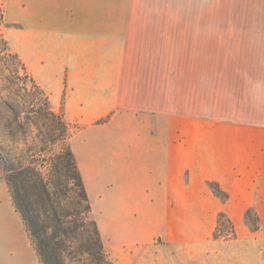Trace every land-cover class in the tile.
Returning <instances> with one entry per match:
<instances>
[{
    "label": "crops",
    "instance_id": "1",
    "mask_svg": "<svg viewBox=\"0 0 264 264\" xmlns=\"http://www.w3.org/2000/svg\"><path fill=\"white\" fill-rule=\"evenodd\" d=\"M183 4L194 6L190 19L162 11ZM16 5V25L28 31L22 44L31 48V63L17 53L29 63L52 110L78 126L69 146L89 198L90 180L96 188L112 187L115 228H140L124 214L147 211L157 201L165 213L195 212L185 197L199 196L200 182L213 181L228 195L213 212L229 215L234 241L246 246L243 214L250 207L264 211V0H16ZM227 6H239L238 32L216 28V21L227 19L222 16ZM188 20L190 74H180L172 126L167 79L154 76L159 66L151 54L189 33ZM160 225L158 241L118 237L111 262L230 264L232 252L220 254L230 245L211 239L215 224L201 228L193 219ZM244 248L241 257L247 255ZM0 264H41L1 174Z\"/></svg>",
    "mask_w": 264,
    "mask_h": 264
},
{
    "label": "rangeland",
    "instance_id": "2",
    "mask_svg": "<svg viewBox=\"0 0 264 264\" xmlns=\"http://www.w3.org/2000/svg\"><path fill=\"white\" fill-rule=\"evenodd\" d=\"M16 7V0H7L5 3L4 0H0V174L4 178L8 176L16 178L19 175L18 186L21 195L35 211L40 214L45 210L50 214L52 210L57 212L62 224L54 217H43L41 222L50 234L48 244L54 252L52 258L59 257L63 264H106L99 263L96 257L89 255V251L94 252V247L89 242L90 226L87 224L89 220L96 223L103 251L110 260L111 247L118 237L130 235L158 241L162 232L160 229L162 221L194 219L201 221V228L215 224L211 239L230 245V250L229 248L220 250V254L226 256L232 252L230 264H264V211L257 213L254 207H250L249 214H246L247 211L243 214L249 235L246 238V246L236 243L235 227L229 215L224 212H213L217 202L224 203L228 199L227 197L223 200L213 194L210 184L215 183L219 186L217 182H200L197 190L200 195L185 197V203H192L197 207L195 212L165 213L162 211L161 202L157 201L156 205L149 207L147 211L124 214L126 216L124 219L129 223L133 225L134 221L141 223L140 228L129 230L115 228L119 220L112 187L103 183V186L96 188L94 182L90 180L87 185L91 195V198L88 196L91 211L86 217L82 214L84 205L80 203L76 191L70 187L71 183L64 174L65 160L58 158L65 146L69 145V140L78 126L70 124L66 131H63L59 117L51 115L52 107L47 95L31 75L29 67L32 60L31 48L22 44V39L28 36V31H23L16 25ZM162 11L179 13L190 19L194 6L168 5L163 6ZM200 11L207 12V6H200ZM222 16H226L227 19L216 21V28L238 32L241 25L239 6H227ZM26 23L30 25V22ZM184 24L185 30L188 29L189 33L185 31L183 36L169 39L166 51L151 54V61L159 66L158 69L153 67V72H157L154 76L167 79L169 115L167 124L172 126L177 124L175 115L179 107L177 91L180 74L182 71L190 74L191 66V21H184ZM238 39L231 38L237 42ZM17 49L25 55L29 63L23 61ZM108 119L109 117L102 118L96 124H103ZM157 123L163 124V119L159 118ZM107 132L103 131L100 134L104 135ZM38 177L51 193L50 204L42 201V190L36 184ZM203 185L209 190L207 196L203 193ZM170 200L171 198L169 202ZM261 200L264 204V197ZM219 214H223L230 222L222 219L218 223ZM243 248L247 252L245 257L240 256ZM260 255L262 260L259 259Z\"/></svg>",
    "mask_w": 264,
    "mask_h": 264
},
{
    "label": "trees",
    "instance_id": "3",
    "mask_svg": "<svg viewBox=\"0 0 264 264\" xmlns=\"http://www.w3.org/2000/svg\"><path fill=\"white\" fill-rule=\"evenodd\" d=\"M51 115L53 117H59V124L61 125L62 130L66 131L68 124L63 119L62 114L56 113L53 110H51ZM58 158L61 160L64 158L65 160L63 166L65 177L68 179V181H70L71 183L70 187L76 191V195L80 200V203L84 205L82 214L86 217L90 213L91 207L81 174L75 162L73 152L68 144L62 150V154ZM18 176L16 177L17 179L15 177L8 176L5 178V180L9 185L15 209L20 214L25 224V228L29 233L31 242L33 244V247L37 255L40 258L41 264H63L62 261L59 259V257L52 258V254L54 252L52 249L49 248V244H48L49 243L48 238L50 237V234H48L47 228L41 225V222L43 221V217L45 218L54 217L55 220H57V222L60 221L59 223L62 224L61 220H59V218L57 217L58 216L57 212L55 210L54 211L52 210L50 214L49 211L45 210L43 211V214H40L37 211H35L32 208V206L29 204V202H26L21 195L20 188L18 186L19 185ZM37 180L38 182H36V184L37 186H40L42 190V196H41L43 199L42 201L47 204L48 203L50 204L51 193L49 192L46 184L43 183L41 178L38 177ZM210 187L213 194L216 197L221 198L223 200L227 199L228 197L227 194L223 192L217 184L211 183ZM249 212L250 211L247 210L246 214L248 215ZM222 219H225V221L230 222L227 218H225L223 214H219V219L217 222L220 223ZM87 224L90 226L88 231H90L91 233L88 234L90 239L89 242L92 243L94 247V252L92 253V251H89V255L91 257L92 256L96 257V260L99 263L113 264L110 260L106 258V255L103 251V245L101 238L99 236L96 223L92 220H89Z\"/></svg>",
    "mask_w": 264,
    "mask_h": 264
}]
</instances>
